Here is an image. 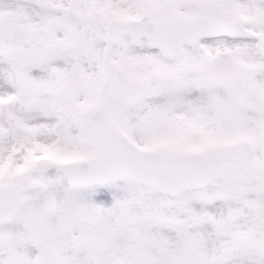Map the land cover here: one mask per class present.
Wrapping results in <instances>:
<instances>
[{"label": "snow or ice", "instance_id": "1", "mask_svg": "<svg viewBox=\"0 0 264 264\" xmlns=\"http://www.w3.org/2000/svg\"><path fill=\"white\" fill-rule=\"evenodd\" d=\"M0 264H264V0H0Z\"/></svg>", "mask_w": 264, "mask_h": 264}]
</instances>
